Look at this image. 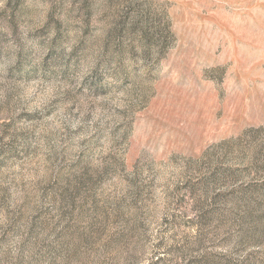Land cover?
<instances>
[{
	"label": "rangeland",
	"instance_id": "obj_1",
	"mask_svg": "<svg viewBox=\"0 0 264 264\" xmlns=\"http://www.w3.org/2000/svg\"><path fill=\"white\" fill-rule=\"evenodd\" d=\"M0 264H264V0H0Z\"/></svg>",
	"mask_w": 264,
	"mask_h": 264
}]
</instances>
